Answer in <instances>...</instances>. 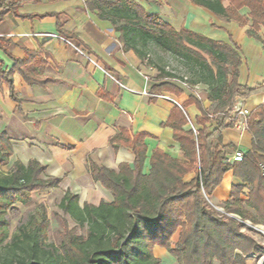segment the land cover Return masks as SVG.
Returning <instances> with one entry per match:
<instances>
[{
  "label": "trees",
  "instance_id": "1",
  "mask_svg": "<svg viewBox=\"0 0 264 264\" xmlns=\"http://www.w3.org/2000/svg\"><path fill=\"white\" fill-rule=\"evenodd\" d=\"M226 20L244 23L238 10H249L251 29L256 35L264 29V0H230L225 8L223 0H188ZM87 7L103 21H108L119 34L123 51H132L144 61L156 48L177 59L188 71L191 86L202 85L208 100L214 105L211 112L203 110L201 103L190 98L199 108L196 125L201 128L185 130L188 120L175 106L167 121L173 138L183 151L184 161L170 158L155 151L150 158V169L142 173L145 147L141 136H136L132 148L136 153L133 169L120 165L118 172L90 164L94 181L99 182L112 195L111 202L101 201L93 206L79 205L78 196L66 191L59 209L78 227H86V236L68 233L58 248L47 245V220L32 227H19L10 241H6L7 211L17 203L30 199V193L56 188L59 180L44 178L45 168L37 161L27 165L15 162L8 173L0 172V264H161L154 257V245L166 247L178 264H245V257L261 255L264 246L241 231L239 223L217 215L206 203L221 184L224 175L232 171L241 185L231 188V203L224 211L251 220L253 225H264V110L252 112L248 130L253 138L250 150L243 153L240 162L226 163L221 131L226 116L236 97L255 90L237 84L241 58L236 48L211 41L188 30L176 31L155 15H150L131 0H87ZM10 6L0 7V20ZM264 45V38L257 36ZM160 80L183 81L172 72L158 68ZM7 74L0 70V77ZM9 78V76H8ZM168 81V80H165ZM163 81L158 87L180 94L181 90ZM157 87V88H158ZM243 95V96H242ZM224 114V116H221ZM221 116L214 131L206 132V124ZM126 142L129 140L123 135ZM12 155L6 134L0 135V167L6 166ZM194 172L191 181L184 176ZM247 199L242 200L244 189ZM248 207L256 218L251 217ZM174 248L168 243L177 232Z\"/></svg>",
  "mask_w": 264,
  "mask_h": 264
},
{
  "label": "crops",
  "instance_id": "2",
  "mask_svg": "<svg viewBox=\"0 0 264 264\" xmlns=\"http://www.w3.org/2000/svg\"><path fill=\"white\" fill-rule=\"evenodd\" d=\"M131 1L176 31L188 30L236 48L241 58L237 84L255 90L242 95L243 103L251 113L264 110V45L257 39L264 38V29L255 36L249 34L251 21L246 7L237 11L244 20L240 23L188 0ZM222 4L228 8L230 0ZM2 6L11 7L0 20V70L7 74L0 77V135L6 134L11 143L8 165L37 161L45 168L44 178L58 179V187L78 196L82 207L84 203L97 206L113 200L111 193L93 180L90 164L115 172L120 165L133 169L136 153L132 142L136 136H141L145 147L143 174L149 172L155 151L184 161L167 121L178 106L188 120L184 129H200L195 124L200 111L190 98L211 112L214 105L208 92L198 99L174 79L160 80L158 71L154 76L152 67L132 51H123L119 34L88 9L87 0H0ZM44 34H56L69 43ZM163 81L181 93L162 90L158 86ZM220 121V116L213 118L206 124V132L214 131ZM221 137L223 146H231L223 150L227 159L236 151L247 152L253 142L250 133L233 127L222 129ZM193 177L191 172L183 180L189 182ZM241 184L232 171L227 172L209 203L224 211L232 202L231 188ZM247 192L245 188L242 200L247 199ZM255 257L246 256L245 264L246 258Z\"/></svg>",
  "mask_w": 264,
  "mask_h": 264
},
{
  "label": "rangeland",
  "instance_id": "3",
  "mask_svg": "<svg viewBox=\"0 0 264 264\" xmlns=\"http://www.w3.org/2000/svg\"><path fill=\"white\" fill-rule=\"evenodd\" d=\"M145 65L152 67L151 71H154V76L157 74L158 68H164L168 72H172L175 76L182 79L189 84L191 77L189 71L174 57L170 54L161 52L156 48H151V52L147 55L144 60ZM198 87L196 96L198 99H202L206 91V88L200 84L195 85ZM193 93V92H192ZM219 117V116H217ZM11 170V165H6L0 167L1 173H8ZM64 190L61 187L50 188L35 191L30 193V199L23 203H17L12 208L7 211V240L10 241L12 236L18 232L19 227L27 226L32 227L38 225L41 222V216L45 215L47 220V227L45 229V242L47 245H53L58 248L61 243L67 238L68 233H73L74 235H80L81 237L86 236V227H78L75 225L74 221L67 215H65L59 209V203L63 197ZM210 199L206 203L208 206L214 210L218 216L224 219H232L220 212H217L209 203ZM247 210V209H245ZM251 217L256 218L253 211L247 210ZM225 212V211H224ZM226 213V212H225ZM242 226L241 231L252 237L257 244L263 245L264 238L254 230L247 228L240 222L232 219ZM247 223H251L252 226H264L262 224L253 225L251 220H247ZM245 222V221H244ZM177 231L170 239L168 246L174 248L178 240ZM152 253L155 258L160 260L161 264H178L177 259L172 256L166 247H160L159 245H154L152 248ZM261 255H256L255 258H246V264H262Z\"/></svg>",
  "mask_w": 264,
  "mask_h": 264
},
{
  "label": "built area",
  "instance_id": "4",
  "mask_svg": "<svg viewBox=\"0 0 264 264\" xmlns=\"http://www.w3.org/2000/svg\"><path fill=\"white\" fill-rule=\"evenodd\" d=\"M43 36H47V37H50L53 39H60L66 43H69L68 40H65L64 38H62L56 34H44ZM78 52L82 56H85L94 66L99 67L96 62H94L89 57H87L82 51L78 50ZM105 74L107 76L111 77V75L108 74L107 72H105ZM173 81L180 83L185 89L190 90L194 94H196V92H194L193 90H197L198 89L197 86H191L190 84H188L185 81H179L176 79H174ZM143 94L148 95L146 92H143ZM153 96L156 98H160V99H169V97H167L165 95H153ZM250 115H251V111L245 107L242 97H236V99L233 103V106L231 107V109L229 110V112L226 116L227 117L226 118V124H232V127L239 132H248L249 133L248 119H249ZM221 116H224V114H221ZM191 129L193 130V133L196 135V131L194 130V128L192 126H191ZM242 159H243V153L240 151H236L230 158L226 159L225 162L226 163L240 162V161H242ZM262 170L264 173V167H262ZM213 208L217 212H220V213H222V214H224V215H226L232 219H235L236 221L240 222L241 224L243 223L247 228L254 230L255 232L259 233L264 238V227L252 226L250 223H247L246 221L244 222L243 220L240 219V217H238L236 215L225 213L224 211H222L218 208H215V207H213ZM263 246H264V243H263ZM263 260H264V253H263L262 261Z\"/></svg>",
  "mask_w": 264,
  "mask_h": 264
},
{
  "label": "water",
  "instance_id": "5",
  "mask_svg": "<svg viewBox=\"0 0 264 264\" xmlns=\"http://www.w3.org/2000/svg\"><path fill=\"white\" fill-rule=\"evenodd\" d=\"M242 225H244V224L242 223ZM262 264H264V260L262 261Z\"/></svg>",
  "mask_w": 264,
  "mask_h": 264
}]
</instances>
